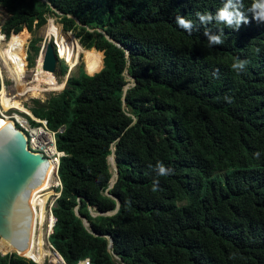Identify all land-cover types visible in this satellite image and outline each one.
Instances as JSON below:
<instances>
[{
    "label": "trees",
    "instance_id": "trees-1",
    "mask_svg": "<svg viewBox=\"0 0 264 264\" xmlns=\"http://www.w3.org/2000/svg\"><path fill=\"white\" fill-rule=\"evenodd\" d=\"M242 2L251 20V0ZM223 3L0 0L5 35L24 36L25 49L31 28L53 15L69 31L59 47L67 66L84 53L92 73L77 65L59 92L29 108L62 153L48 241L65 264H264V24L209 25L225 34L209 48L204 28L189 35L175 22L198 24L197 12ZM237 59L247 61L243 72L231 67ZM110 153L117 175L108 188ZM158 164L171 174L159 176ZM24 257L0 255V264H36Z\"/></svg>",
    "mask_w": 264,
    "mask_h": 264
},
{
    "label": "rangeland",
    "instance_id": "rangeland-1",
    "mask_svg": "<svg viewBox=\"0 0 264 264\" xmlns=\"http://www.w3.org/2000/svg\"><path fill=\"white\" fill-rule=\"evenodd\" d=\"M6 17H7V14L0 7V38H3V40L8 42L11 45V47H14V44L11 43V39L13 38L12 35L9 37V35H5L3 30H2V29H4L3 23L5 22ZM68 32L69 31H63L62 30L61 25L58 23L57 19L53 15H48V16L46 15V20H45L44 24H42L38 28H33V27L31 28V36H30L29 41L34 39V38H38V40L36 42V45H38V52H39V50L43 51L44 46L48 40L52 41V43H53L57 58L55 60L54 69L49 74H46V70H43L42 66H40L38 68V70L35 71L36 70L35 69L36 68V62H37V59H38L41 51L39 54L37 52V54L33 60L34 63H32V65L28 64L27 53H28L29 41L26 42L25 49H23L25 41H24V36H22V41H21V46H20L22 51L19 54L18 73H17L19 90L16 89L15 82H14L15 72L12 70V68H10L9 71L6 73L5 68L2 65V62L0 61V65H1L0 66V93H1L0 94V107H1V111L3 112V110H4V108L2 107V104H1L2 98L9 100L11 106L13 105L12 107H9L8 109H6L5 112H3L6 116L14 117L16 115H19V116L24 117L26 119H27V117H29V118H32L35 120L36 118L33 117L29 111V108L31 106H33V104H34L33 100L36 99L40 103H43L51 94H55V93L59 92L61 90V88L63 87V85H62V87L60 89L56 90V89H53V88L46 86V84L43 83V82H45V80L49 81V82H54L55 84H60L61 82L64 83V76H66V73H64V74L60 73L62 64H64L66 66V72L67 71L69 72L68 75L71 73H74L76 66L79 64L82 65L83 70L86 73H88L85 69V64L87 63L88 58L83 59L84 53L81 54V59H79L77 62H75L71 68H69L67 66V64L65 63V58L67 59V55L62 49L59 48L60 47V38L62 39V37L60 35L62 34L66 37ZM70 34L72 35L73 40L76 41V44L78 47L79 43H78L77 39L74 38V36L71 32H70ZM54 43H56V45ZM81 48L83 50L82 46H81ZM78 49H79V47H78ZM93 50H94L93 48L88 49L89 52H91ZM24 53H25L26 58L24 57ZM88 55H89V53H88ZM101 57H102V55H101ZM23 60H24L25 65L23 64ZM21 63H22V65H21ZM100 68H101V65L96 71H98ZM96 71H94V72H96ZM47 72H49V71H47ZM36 73L38 74V76L40 77L39 79H41V80L35 78ZM88 74H92V73H88ZM47 77H48V79H47ZM129 84H131V83H129ZM30 88L42 89L43 91L37 95H33V93L31 91H28V89H30ZM0 119H2V118L0 117ZM3 122L7 123L10 121L8 120V121H3ZM38 123H40V125H42L41 122L38 121ZM112 173H113V171H112ZM50 178H52V179L55 178L56 185L52 188V190H53L52 194L53 195H51L50 198L48 199V201L46 203L47 207H45V209H44L45 220H44V224L42 227V235H43V238L45 239L44 246H43V250L41 251L40 254H38V255L32 254V256L36 255V256H39L40 258L45 259L46 262L44 264H50V263L56 264L57 263L55 258H54L56 256L55 251L49 246L48 241H47L48 230H47V226H46L47 225L46 221L49 218V214H50L49 209H48V204L55 197V193H56V190L58 187V185H57L58 180H57L56 175H55V167L54 166L51 169ZM47 181L49 183H51V181L49 179ZM1 241L2 240L0 239V242ZM8 245H9L8 241H6L7 250L0 248V252L2 254H4V253H16L18 255H24V254H19L20 252L18 253L12 249H9ZM46 253H47V255H46ZM29 258H31V257H29Z\"/></svg>",
    "mask_w": 264,
    "mask_h": 264
},
{
    "label": "bare ground",
    "instance_id": "bare-ground-1",
    "mask_svg": "<svg viewBox=\"0 0 264 264\" xmlns=\"http://www.w3.org/2000/svg\"><path fill=\"white\" fill-rule=\"evenodd\" d=\"M13 35H16V36H12L13 38L11 39V43L14 44V47H11V45L8 42L3 40V38H0V61L2 62V65L4 66L6 73L9 71L10 68H12V70L15 72L14 82H15L16 89L19 90L17 73H18L19 54L22 51L20 48L22 36L18 34H13ZM41 64H42V50L37 59L35 71L38 70ZM37 73L35 74V78L39 79L40 77L38 76ZM49 73L50 72L46 71V74H49ZM43 83H45L46 86L56 89V90L60 89L63 85V82H61L60 84H55L54 82H49L46 80ZM28 91H31L33 95H37L43 90L36 89V88H30L28 89ZM1 102H2L1 103L2 107L4 108L3 111L13 106V105L11 106L10 101L7 99L2 98ZM0 117L2 118L0 119V135L3 133L4 130L12 129V126H13V121L11 120L12 118L20 122H23V119H25L24 117H21L19 115H16L12 118L6 115L0 116ZM8 120L10 122H7V123L3 122V121H8ZM27 130L31 136L36 137L35 142L37 138L45 135L41 127H38V128L30 127ZM46 143H48V141L43 140L39 142L37 145L39 146L42 144L43 147L46 149L47 147ZM52 152L53 150L48 152L50 154V157L47 159L45 166L41 170H39V174L36 176V178L34 177L30 180L29 185L27 186V189L24 195L23 196L20 195L15 200L14 210L17 212V221L13 225V227L10 228V235L7 237L8 239H5V241L9 240V243L11 245L18 247L20 251L25 252L24 255H20V256H25L29 258L28 255H32V254L38 255L43 250L44 241H45L42 235V227H43L44 220H45L44 206L47 200L49 199V197L53 193L51 187L54 186L56 183L54 179L50 178L51 169L54 166L52 162L53 160H51ZM112 163H113V159L111 156H109V164L111 165V168L113 166ZM112 176H113V173H112ZM48 179L51 181V183L47 181ZM24 207L27 209L29 213V214H26L25 216H24V211H23ZM51 221H52L51 217H49L46 221L48 232L51 227ZM0 248L7 250V247L5 248L2 241L0 242ZM26 253H27V256H26ZM36 257H39V256H36ZM54 258L57 262L56 264H60L57 261L56 256Z\"/></svg>",
    "mask_w": 264,
    "mask_h": 264
},
{
    "label": "water",
    "instance_id": "water-1",
    "mask_svg": "<svg viewBox=\"0 0 264 264\" xmlns=\"http://www.w3.org/2000/svg\"><path fill=\"white\" fill-rule=\"evenodd\" d=\"M40 51L41 50H39V52ZM56 56L57 55L53 47V43L52 41L48 40L42 51V69L52 72L54 69L55 60L57 58ZM68 73L69 72L67 71L66 76H64L63 87L68 77ZM126 86L127 85L123 87V90L126 88ZM109 156H111L113 159L112 154H110ZM46 162L47 158L44 157L41 153H33L27 149L25 136L16 127L12 126V129L4 130L0 135L1 240L7 239V237L10 235V228L13 227V225L17 221V212L14 210L16 198L20 195H24L30 180L34 177L36 178V176L39 174V170H41L45 166ZM112 164L114 175L112 176V178H110L108 188L113 184L117 174L114 159ZM116 208L117 203L115 204V208L112 211L97 214H111L115 212ZM23 211L24 216L26 214H29L25 207ZM74 213L78 215L76 210H74ZM82 223L84 225H87V222L83 218ZM108 247H111L110 240L108 241Z\"/></svg>",
    "mask_w": 264,
    "mask_h": 264
},
{
    "label": "clouds",
    "instance_id": "clouds-1",
    "mask_svg": "<svg viewBox=\"0 0 264 264\" xmlns=\"http://www.w3.org/2000/svg\"><path fill=\"white\" fill-rule=\"evenodd\" d=\"M243 9V2L242 0H224V3H223V6L221 8H219L215 14H212V13H208V12H205V13H199L197 12L196 13V16H197V20H198V24L193 22L192 20H189V19H185L184 17L182 16H177L176 17V25L178 26V28L184 30L186 33H188L189 35H191L193 33V31H196V30H199V28H204V32H203V35L205 36V38L207 39V42H208V47L209 48H212V47H215V46H220V45H223L225 43V34L223 32V29H219L217 32H213L212 31V28L209 27V25H224L225 27L227 28H230L231 30L233 31H238L240 29V27L242 25H247L249 24L251 21H255L257 22L258 24H264V0H251V4H250V7L247 9V13H249L251 15V20L249 19V15L246 14L244 11H242ZM9 35V34H8ZM54 47V46H53ZM247 64V61H244V60H239L237 59L233 64H232V69L234 71H236L237 73H240V72H243L245 70V66ZM215 75V73H214ZM5 115V114H4ZM12 118V117H11ZM26 119V118H25ZM32 119V118H31ZM13 121V126L16 127L17 129H19V127H17L16 123L15 122V119L12 118L11 119ZM27 120V119H26ZM34 120V119H32ZM38 120L39 119H35L34 121L38 123ZM40 120H43V119H40ZM45 121V120H43ZM28 122V120H27ZM40 124V123H39ZM29 128H35L36 126H31L29 123ZM20 130V129H19ZM21 131V130H20ZM50 131V130H49ZM22 132V131H21ZM26 132V131H25ZM25 132H22L23 134ZM53 132V131H51ZM53 135H54V132H53ZM53 135H52V146L55 150V152L57 153H61L59 151H56L55 147H54V138H53ZM54 152V153H55ZM53 153V154H54ZM111 154V153H110ZM109 154V155H110ZM43 155V154H42ZM62 155V153H61ZM59 155V156H61ZM108 155V156H109ZM44 157H46L47 159L49 157L43 155ZM58 156V157H59ZM107 156V157H108ZM58 157H57V161H58ZM114 159V158H113ZM57 161H56V164H53L54 167H55V175H56V178L58 180V176L56 174V168H57ZM108 162V161H107ZM109 164V163H108ZM109 168L111 169L110 167V164H109ZM157 171H158V175L159 176H166V175H170L172 170L170 168H165L162 164H158L157 165ZM112 172V170H111ZM117 175V174H116ZM111 178H112V175H111ZM55 180V178H54ZM110 181V180H109ZM115 181V180H114ZM56 182V181H55ZM154 183H158V181H155ZM109 184V183H108ZM56 185V183H55ZM54 185V186H55ZM58 187H57V190H56V193H55V197L49 202L48 204V209H49V212H50V215L49 217L52 218V221H51V227L49 229V232L47 233V241H48V236L51 234L52 232V226L54 224V216L52 215L51 213V208L54 204V201L55 199L57 198L58 194H59V189H60V182L58 180V183H57ZM52 186L51 189L54 187ZM112 186V185H111ZM53 191V190H52ZM53 195V194H52ZM50 198V197H49ZM48 201V200H47ZM47 203V202H46ZM118 205V204H117ZM46 206V204H45ZM45 206H44V209H45ZM75 210V209H74ZM118 210V208H117ZM91 212V210H90ZM97 213H101V212H96V213H93L91 212L92 215H95ZM104 213V212H103ZM83 224V223H82ZM84 225V224H83ZM87 226V225H85ZM51 230V231H50ZM110 240V239H109ZM108 240V241H109ZM111 241V240H110ZM48 244L49 246L53 249V247L51 246L50 242L48 241ZM107 247H108V244H107ZM110 248V247H108ZM54 250V249H53ZM55 251V250H54ZM1 253V252H0ZM5 254H12V253H5ZM5 254H0V255H5ZM16 254V253H14ZM17 255V254H16ZM55 255H56V259L57 261L60 263V264H65V262L63 261V259L61 258V256L55 251ZM20 256V255H18ZM21 257H24V256H21ZM114 259L119 261V258H117L116 256H114ZM26 259H29L27 257H24ZM87 260L88 261V258H83V259H80L78 260L77 262H75L74 264H77L78 262L82 261V260ZM31 260V259H29ZM32 261V260H31ZM34 262V261H33ZM36 263V262H34ZM37 264V263H36ZM51 264V263H50ZM85 264H87V262H85ZM89 264V262H88Z\"/></svg>",
    "mask_w": 264,
    "mask_h": 264
},
{
    "label": "built area",
    "instance_id": "built-area-1",
    "mask_svg": "<svg viewBox=\"0 0 264 264\" xmlns=\"http://www.w3.org/2000/svg\"><path fill=\"white\" fill-rule=\"evenodd\" d=\"M40 52H38L39 54ZM38 56V55H37ZM24 57H25V53H24ZM26 58V57H25ZM26 60V59H25ZM1 109V107H0ZM5 112V111H3ZM0 111V116H3L4 113ZM9 117V116H8ZM39 122L42 123V125L38 124L35 128H38V127H41L42 128V131L45 133L44 136H41L39 138H37L36 142H35V138L36 137H33L29 134L28 132V128H29V125H28V122L26 119H23V122H20V121H17L15 120L14 123H16L17 127H19V129L22 131V132H25L23 135L25 136V140H26V147L29 151L33 152V153H41L47 157H50V154L48 152L52 151L53 152L51 153V160H53V164H56V161H57V157L59 155H61V153H57L55 152L53 146H52V135H53V132L49 131L46 126H45V121L43 120H38ZM46 130H45V129ZM61 129H58V131H60ZM43 140H47L48 143H46L47 147L46 149L43 147V145H37L39 142L43 141ZM55 152V153H54ZM54 153V154H53ZM85 262H87L88 264V261L85 259V260H82L80 262H78L77 264H85Z\"/></svg>",
    "mask_w": 264,
    "mask_h": 264
}]
</instances>
